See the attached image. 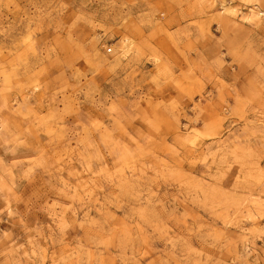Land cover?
Here are the masks:
<instances>
[{"label":"rangeland","instance_id":"374dc122","mask_svg":"<svg viewBox=\"0 0 264 264\" xmlns=\"http://www.w3.org/2000/svg\"><path fill=\"white\" fill-rule=\"evenodd\" d=\"M0 264H264V0H0Z\"/></svg>","mask_w":264,"mask_h":264},{"label":"built area","instance_id":"2783aa9c","mask_svg":"<svg viewBox=\"0 0 264 264\" xmlns=\"http://www.w3.org/2000/svg\"><path fill=\"white\" fill-rule=\"evenodd\" d=\"M111 49V47L110 46H108V50H110Z\"/></svg>","mask_w":264,"mask_h":264}]
</instances>
